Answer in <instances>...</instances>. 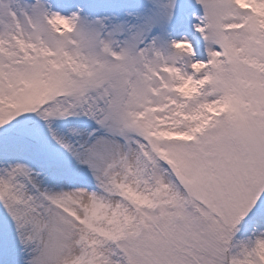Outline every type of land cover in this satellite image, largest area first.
Instances as JSON below:
<instances>
[{
  "label": "snow or ice",
  "instance_id": "obj_1",
  "mask_svg": "<svg viewBox=\"0 0 264 264\" xmlns=\"http://www.w3.org/2000/svg\"><path fill=\"white\" fill-rule=\"evenodd\" d=\"M0 264H264V0H0Z\"/></svg>",
  "mask_w": 264,
  "mask_h": 264
}]
</instances>
